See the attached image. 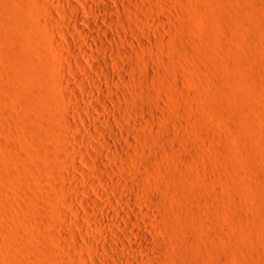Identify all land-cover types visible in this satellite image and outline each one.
I'll use <instances>...</instances> for the list:
<instances>
[{
  "label": "rangeland",
  "instance_id": "1",
  "mask_svg": "<svg viewBox=\"0 0 264 264\" xmlns=\"http://www.w3.org/2000/svg\"><path fill=\"white\" fill-rule=\"evenodd\" d=\"M0 264H264V0H0Z\"/></svg>",
  "mask_w": 264,
  "mask_h": 264
},
{
  "label": "bare ground",
  "instance_id": "2",
  "mask_svg": "<svg viewBox=\"0 0 264 264\" xmlns=\"http://www.w3.org/2000/svg\"><path fill=\"white\" fill-rule=\"evenodd\" d=\"M57 1V0H56ZM114 4V3H113ZM68 6V5H67ZM70 6V8H72V11H73V15L71 16V17H73V19L71 20L72 21V26L76 29V34L78 33V37H81V40H83V42L87 45V47L89 48V52H86V53H84V54H86V57L90 60V61H93V62H96V63H99L100 62V59L97 57V55H95L93 52H95V51H93L92 52V48H94V44L93 43H91V41L92 40H94L95 39V36L94 35H92L91 33L89 34V33H84L83 32V30H82V28L81 27H78L77 25V22H79V21H83L82 19H81V17H80V14H79V11L77 10V8L75 9L74 7L75 6H72V5H69ZM94 6V5H93ZM69 8V9H70ZM67 9V8H66ZM109 9V6L106 4V5H104L103 6V8H102V6L101 7H97V6H94L93 7V11H97V12H103L104 14L107 12V11H109L108 10ZM108 13V12H107ZM101 14V13H100ZM105 20L107 21V23H110L111 21H112V19L111 18H109V16L108 15H105ZM84 23L86 24V25H88V26H90V27H92L89 23H87V22H85L84 21ZM77 24V25H76ZM112 24V23H111ZM115 25V24H114ZM95 29H97V27L95 28ZM98 30H99V32L100 33H102L101 35H104L107 39H111V36L108 34V33H106V32H104L101 28H98ZM96 34V33H95ZM98 35V34H97ZM96 35V36H97ZM98 37V36H97ZM96 37V38H97ZM112 40V39H111ZM96 48V47H95ZM115 50V49H114ZM96 53V52H95ZM83 54V55H84ZM85 56V55H84ZM61 60V59H60ZM102 62V61H101ZM106 63V62H105ZM104 64V63H103ZM78 65V64H77ZM105 66H104V68L102 69V72L104 71L105 73L104 74H106V75H109V69H108V67H106L107 65L106 64H104ZM77 68V67H76ZM102 68V67H101ZM78 70V69H77ZM95 72H96V67L93 69ZM83 71V70H82ZM85 72H86V70H85ZM88 73H86V75H87ZM91 74V73H90ZM96 74V73H95ZM89 75V74H88ZM124 79V78H123ZM90 81L93 83L92 85H94L95 87H97V85H99L98 83L96 84L95 83V81H94V79H90ZM78 84L80 85L79 86V88H80V90L82 91V92H84L85 94H88V89H87V86L85 85V84H83L82 82H78ZM94 88V87H93ZM98 88V87H97ZM96 88V89H97ZM99 89V88H98ZM100 90V89H99ZM105 91V90H104ZM103 92V91H102ZM121 93V92H120ZM92 96L90 95V97L89 98H91ZM91 99H94L93 97L91 98ZM102 102V101H101ZM96 103V102H95ZM103 103V102H102ZM77 110H79V113L81 112L82 113V111H86L87 109H86V107H85V105L84 104H81L80 106H79V104H78V107H77ZM78 112V111H77ZM78 113V114H79ZM90 113H94L95 115H98V116H101V113L99 112V110H98V107L96 106V104L94 105V102H93V104H92V106H91V111H90ZM71 116V115H70ZM80 117V116H79ZM80 121H82L81 123H83L84 125H88L89 124V121H88V119L87 118H84V117H81V120ZM69 124V123H68ZM71 126V125H70ZM118 149V151H121L122 149L119 147V148H117ZM116 149V150H117ZM117 151V152H118ZM120 154V153H119ZM106 155L109 157V158H111L112 156H113V153H112V151L110 152H106ZM116 155V154H115ZM114 155V156H115ZM90 221V220H89ZM89 225V224H88ZM92 226H93V224H92ZM90 228H92V227H90ZM94 229V228H93ZM115 243V242H114ZM112 244V243H111ZM137 245V244H136ZM139 245V244H138ZM113 246V245H112ZM142 253V252H141Z\"/></svg>",
  "mask_w": 264,
  "mask_h": 264
}]
</instances>
